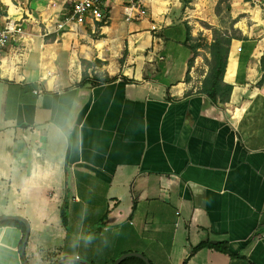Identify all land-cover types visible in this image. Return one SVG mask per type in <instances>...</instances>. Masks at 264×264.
<instances>
[{"label": "crops", "instance_id": "crops-1", "mask_svg": "<svg viewBox=\"0 0 264 264\" xmlns=\"http://www.w3.org/2000/svg\"><path fill=\"white\" fill-rule=\"evenodd\" d=\"M218 1L128 21L102 0L104 20L58 31L72 0H0L23 27L0 50V216L28 223L27 264H264V11L229 0L226 25ZM207 26L230 39L225 103L185 44ZM22 236L0 227V264H24Z\"/></svg>", "mask_w": 264, "mask_h": 264}, {"label": "trees", "instance_id": "trees-1", "mask_svg": "<svg viewBox=\"0 0 264 264\" xmlns=\"http://www.w3.org/2000/svg\"><path fill=\"white\" fill-rule=\"evenodd\" d=\"M184 2H188L189 0H183ZM229 0H219L215 9V13L219 16L223 10L226 12L229 9ZM246 1V0H245ZM208 29L211 30L213 35V42L210 44L204 38H193L190 33H188L185 44L189 43V48L193 54L196 56L199 54L198 50L206 51L210 59H206L205 63L208 66V73L204 79L202 92L205 93L210 100L217 102L220 100L221 102H227L229 93L231 91L230 86L222 85L223 75L225 72V68L227 65V54L230 46V39L223 35V32L219 31L216 28H212L207 26ZM200 41V42H199ZM193 58L190 60L189 65H191ZM262 69L264 71V55L262 57ZM86 82L83 78L78 86H85ZM62 221L65 223L66 215L61 210ZM19 226L22 231V240L20 242V249L23 247V240L25 234V225L21 221H2L0 222V227L2 226ZM204 247L203 244H199L193 249V252L198 249ZM212 248L217 251L228 253L227 247L225 245H212ZM120 264H144V262L136 257H128L124 259Z\"/></svg>", "mask_w": 264, "mask_h": 264}, {"label": "built area", "instance_id": "built-area-1", "mask_svg": "<svg viewBox=\"0 0 264 264\" xmlns=\"http://www.w3.org/2000/svg\"><path fill=\"white\" fill-rule=\"evenodd\" d=\"M148 0H128L124 6L126 20L133 18L132 11L139 16L146 14L145 3ZM254 8L264 11V0H246ZM102 0H72L71 9L57 23L58 31H65L72 26H82L87 21H102L105 18ZM23 36L22 19H13L6 11L0 10V50L7 45L21 40Z\"/></svg>", "mask_w": 264, "mask_h": 264}, {"label": "water", "instance_id": "water-1", "mask_svg": "<svg viewBox=\"0 0 264 264\" xmlns=\"http://www.w3.org/2000/svg\"><path fill=\"white\" fill-rule=\"evenodd\" d=\"M9 220H18V221H22L25 225V234H24V240H23V247L21 249V256L23 259V263L27 264L26 260L24 259V245L26 244V241L28 239V235H29V225L28 223L21 218L20 216H8V215H4V216H0V222L2 221H9ZM128 257H136L141 259L144 264H150V262L148 261V259L146 257H144L142 254H138V253H129V254H124L122 256H120L118 259H116L112 264H120L124 259L128 258ZM67 262H78L81 264H89L86 263L78 258H66L63 260H58L52 264H63V263H67Z\"/></svg>", "mask_w": 264, "mask_h": 264}, {"label": "rangeland", "instance_id": "rangeland-1", "mask_svg": "<svg viewBox=\"0 0 264 264\" xmlns=\"http://www.w3.org/2000/svg\"><path fill=\"white\" fill-rule=\"evenodd\" d=\"M222 8V15H221V18H222V21H223V23L224 24H226V25H228V23H229V20H228V18H227V15H226V12L223 10V7H221ZM252 8H253V6H252ZM205 27V26H204ZM196 38H204V37H201V36H197ZM205 39V38H204ZM200 42V41H199Z\"/></svg>", "mask_w": 264, "mask_h": 264}]
</instances>
